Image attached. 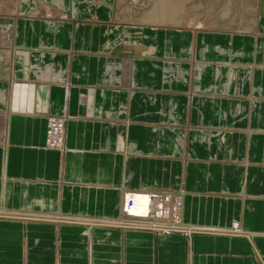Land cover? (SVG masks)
Returning <instances> with one entry per match:
<instances>
[{
  "label": "crops",
  "instance_id": "obj_1",
  "mask_svg": "<svg viewBox=\"0 0 264 264\" xmlns=\"http://www.w3.org/2000/svg\"><path fill=\"white\" fill-rule=\"evenodd\" d=\"M4 2L0 264H264V0L242 31ZM141 191L181 192L185 233L121 227Z\"/></svg>",
  "mask_w": 264,
  "mask_h": 264
},
{
  "label": "rangeland",
  "instance_id": "obj_2",
  "mask_svg": "<svg viewBox=\"0 0 264 264\" xmlns=\"http://www.w3.org/2000/svg\"><path fill=\"white\" fill-rule=\"evenodd\" d=\"M2 1L3 0H0V7H2L3 4ZM6 1L8 2L9 0H5V2ZM190 1H191L190 3L191 6H187L185 10L181 14H178L175 18L168 19L166 21H161V19L157 20L155 16L149 17L147 15V13L154 6L156 0H117L116 12L119 15V19L137 25H168V26H176V27L177 26L190 27V28L199 27V28L225 29L229 31L230 30L242 31V30H248L249 28H251L253 24L251 22L250 15L247 12L251 8L247 9L246 7L250 4L253 5V3H254V7H257V3H258L257 2L258 0H190ZM211 7H213L214 9L216 8L217 10L215 9V11L220 13L217 14L215 11H213L215 13L214 14L211 10ZM210 13L212 15L208 17ZM65 17L66 14L61 15V19H65ZM46 130L47 128L45 129L44 143L46 141L48 142V140L46 139V133H47ZM63 144L65 147V132H64ZM146 192L156 193L158 194L157 195L158 197L162 199L164 198V201H162L164 205H166L165 200L169 197L168 194H172L166 191H146ZM180 193L181 192H176L172 195H176ZM180 198H181V194H180ZM127 206L128 207L130 206L129 200L126 199L125 204L123 201L121 202L122 211L120 218L118 220L123 222L122 224H126L125 226L123 225L121 226L127 229L142 230L154 234H167L162 232H155L151 228H149L151 225L158 223V221L155 222L152 219H146L145 221L138 220L135 223L134 220L130 219L129 217ZM181 209H182V202H181ZM125 210L127 213L125 212ZM151 217L156 219L157 214L153 213ZM180 218H181V212H180ZM184 228L185 227L181 220V229L179 230V232L173 234L183 233ZM229 235H234V234L229 233Z\"/></svg>",
  "mask_w": 264,
  "mask_h": 264
},
{
  "label": "bare ground",
  "instance_id": "obj_3",
  "mask_svg": "<svg viewBox=\"0 0 264 264\" xmlns=\"http://www.w3.org/2000/svg\"><path fill=\"white\" fill-rule=\"evenodd\" d=\"M190 3H191L190 0H156V2L154 3V6L147 13V15L149 17H154L155 16L157 18V20H160L161 19V21H166L168 19L175 18L178 14H181L185 10V8L187 6H191ZM237 3H238V1H237ZM246 8L247 9H250L251 8L247 12L250 15L251 22L254 23L255 17H256V15H255L256 14V7H254V3H253V5L252 4L248 5ZM215 9L213 7H211L212 12L215 11ZM216 13L219 14L220 12L219 13L216 12ZM211 15L212 14L210 13L208 15V17H210ZM214 16H213V18H214ZM235 22H237V21H235ZM237 23H239V22H237ZM56 116L62 117L61 119L64 118L65 120L64 119L63 120H64V122L66 124V118H65V116H63V115H56ZM49 117H52V116H49ZM61 123H63V122L61 121ZM46 128H48L47 120H46ZM44 146H45V143H44ZM45 149H47L46 146H45ZM47 150H49V149H47ZM54 151L62 152L63 150L61 149V150H54ZM154 195H155V197L152 198V196H154ZM157 195L158 194H156V193H148L146 191L131 192V193L125 194L123 196V198H122V201L124 202V204H125V200L126 199L132 201V203L130 204V206L129 207L127 206L128 207L127 208L128 214H131V215H129L130 219L134 220V222L136 223V221H138V220L137 219H134V216H136V215H140V216L148 215L149 217H151V212H152V214L153 213L158 214V217H157L158 220H162L163 217L166 218V216H171L174 212H175L174 215H177V213H176L177 210H178V213L180 212L181 207H179V209H178L177 207H175L174 205H172L171 202H168V198H169L168 196H167L168 198L165 200L166 205L164 206V204L162 203V201H164V198L162 199V198L158 197ZM173 210H174V212H173ZM125 212H126V210H125ZM159 215H161V217H159ZM167 218H169V217H167ZM119 224H121V223H119ZM121 225H126V224H121ZM121 227H123V226H121ZM165 231H166V229H162L160 232L165 233Z\"/></svg>",
  "mask_w": 264,
  "mask_h": 264
},
{
  "label": "built area",
  "instance_id": "obj_4",
  "mask_svg": "<svg viewBox=\"0 0 264 264\" xmlns=\"http://www.w3.org/2000/svg\"><path fill=\"white\" fill-rule=\"evenodd\" d=\"M61 118L62 117L52 116V117H49L47 119L48 128L46 130V132H47L46 133V139L48 140V142L47 141L45 142V146L49 150H52V149L53 150H61V149L64 150L63 142H64V132H65V122H64L65 119L63 118L64 119L63 120ZM61 121L63 123H61ZM168 195H169L168 202H171L172 205H174L175 207H177L179 209V207H181L180 194H176V195L168 194ZM154 197H155V195L152 196V198H154ZM129 202H130V204L132 203L131 200H129ZM173 212H174V210H173ZM180 212L178 213V210H177L176 211L177 215H174V213H175L174 212L171 216H166V218L162 216L163 217L162 220H158V218H157L158 214H157L156 219L149 217L148 215H145V216L136 215V216H134V219L143 220V221H145L146 219H152L153 221L156 220V221H158V223L151 225L149 228H151L155 232H160L162 229H166L165 233L173 234V233L179 232V230L181 228ZM129 215H131V214H129ZM152 215L153 214L151 212V216ZM159 217H161V215H159ZM167 217H169V218H167Z\"/></svg>",
  "mask_w": 264,
  "mask_h": 264
}]
</instances>
